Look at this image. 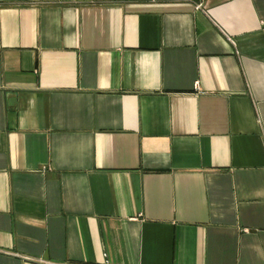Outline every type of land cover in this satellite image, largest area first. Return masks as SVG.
Masks as SVG:
<instances>
[{"label": "crops", "instance_id": "0c3cea01", "mask_svg": "<svg viewBox=\"0 0 264 264\" xmlns=\"http://www.w3.org/2000/svg\"><path fill=\"white\" fill-rule=\"evenodd\" d=\"M0 264H264V0H0Z\"/></svg>", "mask_w": 264, "mask_h": 264}, {"label": "built area", "instance_id": "2783aa9c", "mask_svg": "<svg viewBox=\"0 0 264 264\" xmlns=\"http://www.w3.org/2000/svg\"><path fill=\"white\" fill-rule=\"evenodd\" d=\"M201 6H202V2L198 1V3L196 4V8L201 7ZM194 90L197 91V92H200L199 85L196 82H195V85H194Z\"/></svg>", "mask_w": 264, "mask_h": 264}]
</instances>
